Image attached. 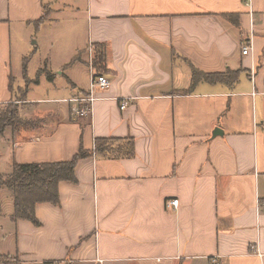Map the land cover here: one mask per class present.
<instances>
[{
    "label": "crops",
    "instance_id": "obj_1",
    "mask_svg": "<svg viewBox=\"0 0 264 264\" xmlns=\"http://www.w3.org/2000/svg\"><path fill=\"white\" fill-rule=\"evenodd\" d=\"M37 54L35 79L25 60ZM93 74L110 84L76 117L70 100ZM9 104L39 124L7 127L0 174L88 155L58 202L35 205L38 223L14 220L1 188L17 240L0 251L8 264H264V0H0ZM98 138H132L135 155L98 151Z\"/></svg>",
    "mask_w": 264,
    "mask_h": 264
},
{
    "label": "trees",
    "instance_id": "obj_2",
    "mask_svg": "<svg viewBox=\"0 0 264 264\" xmlns=\"http://www.w3.org/2000/svg\"><path fill=\"white\" fill-rule=\"evenodd\" d=\"M43 20V19H42ZM41 20V21H42ZM26 70V68H25ZM194 80L198 81L203 78L209 82L223 81L226 76L221 74L207 75L201 71H194ZM12 105V104H11ZM26 120H21L18 115H0V136L5 132L7 127L12 126L14 129H20L25 125ZM115 141L118 145H115ZM125 142V143H124ZM96 149L104 151L120 152L125 151L123 155L134 156V140L106 139L98 138ZM88 153L81 151L69 161H59L55 163H15V168L9 176L0 174V191L3 186H7L13 192L15 197V206L13 219H31L38 223L35 217V205L41 201L56 203L59 201L58 184L61 181H70L75 179V167L79 159L87 156ZM1 209V196H0Z\"/></svg>",
    "mask_w": 264,
    "mask_h": 264
},
{
    "label": "rangeland",
    "instance_id": "obj_3",
    "mask_svg": "<svg viewBox=\"0 0 264 264\" xmlns=\"http://www.w3.org/2000/svg\"><path fill=\"white\" fill-rule=\"evenodd\" d=\"M16 37L17 35L14 37L13 39V47L15 45H17L20 41L23 43L22 39L19 41V38H17L16 40ZM33 41V40H31ZM28 41L27 40H24V43H27ZM66 42V39L65 38H59L58 39V43H65ZM42 47V46H41ZM32 48V47H31ZM34 48V47H33ZM36 48H34L33 50L35 51ZM31 55V54H30ZM30 55H27L26 58L28 57V59L25 60V63H29V76L30 77H33L35 79H37V76H36V72L37 70L41 67L40 66V55H36L34 57L31 58ZM30 56V57H29ZM17 61H15V67L14 68L15 70L19 69L17 67H21L22 63V60L19 58V59H16ZM29 61V62H28ZM49 91H51V88L49 87H42V86H38V87H35V93L33 95H36V94H40V95H49ZM19 109L20 107H17L16 104H9V105H3V106H0V115L1 114H6V115H12V114H15V115H18L20 117L21 120H26L28 123L25 122V125L23 127H20V128H24V127H30V126H34V125H37L39 124V121L38 120H27V119H22V117L19 115ZM6 191H9V190H6ZM3 199L1 198V209H0V223L2 222H5L4 223V226H5V231H3L2 228H0V245H1V253L3 254H8L10 253L11 255L15 254L16 253V248H17V240L15 238V236H11L9 232H11L9 230V226H8V220L9 218L8 215L12 212V207L9 206V201L8 200H11L12 199V196H11V192L9 191L8 194H4L3 193ZM3 203V204H2ZM8 231V238L5 239V232ZM5 255H0V264H8L9 263V256H5Z\"/></svg>",
    "mask_w": 264,
    "mask_h": 264
},
{
    "label": "built area",
    "instance_id": "obj_4",
    "mask_svg": "<svg viewBox=\"0 0 264 264\" xmlns=\"http://www.w3.org/2000/svg\"><path fill=\"white\" fill-rule=\"evenodd\" d=\"M250 5V4H249ZM253 48V42L250 41L248 43H245L242 47V55H247L251 53V50ZM110 84V79L107 75L104 74H93L90 83H89V94L86 96H82V98L78 99H72L70 101L74 102V106L72 108L73 113L76 117L83 118L84 116H89L94 107V102L97 100V96L95 95V92L97 91V88H107ZM127 102L122 103V108L127 107ZM166 206L171 209H177L179 207V199L174 198L170 199L166 202ZM57 264V263H53Z\"/></svg>",
    "mask_w": 264,
    "mask_h": 264
}]
</instances>
